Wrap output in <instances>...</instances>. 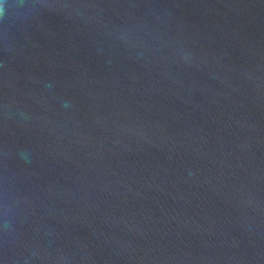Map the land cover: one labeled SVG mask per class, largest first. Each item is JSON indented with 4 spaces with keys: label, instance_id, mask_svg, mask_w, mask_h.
Returning <instances> with one entry per match:
<instances>
[{
    "label": "water",
    "instance_id": "95a60500",
    "mask_svg": "<svg viewBox=\"0 0 264 264\" xmlns=\"http://www.w3.org/2000/svg\"><path fill=\"white\" fill-rule=\"evenodd\" d=\"M0 7V264H264V0Z\"/></svg>",
    "mask_w": 264,
    "mask_h": 264
},
{
    "label": "clouds",
    "instance_id": "9594fccd",
    "mask_svg": "<svg viewBox=\"0 0 264 264\" xmlns=\"http://www.w3.org/2000/svg\"><path fill=\"white\" fill-rule=\"evenodd\" d=\"M3 3V0H0V4H2ZM3 12V8L2 7H0V13H2Z\"/></svg>",
    "mask_w": 264,
    "mask_h": 264
}]
</instances>
